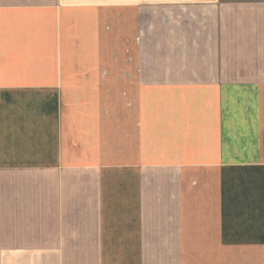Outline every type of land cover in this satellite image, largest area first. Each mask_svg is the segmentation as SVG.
Segmentation results:
<instances>
[{
  "label": "crops",
  "instance_id": "0c3cea01",
  "mask_svg": "<svg viewBox=\"0 0 264 264\" xmlns=\"http://www.w3.org/2000/svg\"><path fill=\"white\" fill-rule=\"evenodd\" d=\"M0 264H264V0H0Z\"/></svg>",
  "mask_w": 264,
  "mask_h": 264
},
{
  "label": "rangeland",
  "instance_id": "374dc122",
  "mask_svg": "<svg viewBox=\"0 0 264 264\" xmlns=\"http://www.w3.org/2000/svg\"><path fill=\"white\" fill-rule=\"evenodd\" d=\"M235 13V12H234ZM231 20V19H230ZM249 22L251 21V20H248Z\"/></svg>",
  "mask_w": 264,
  "mask_h": 264
}]
</instances>
